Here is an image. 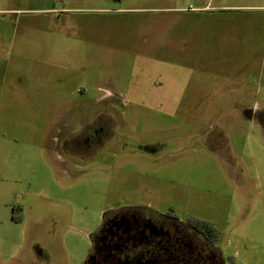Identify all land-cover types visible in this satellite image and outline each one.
Instances as JSON below:
<instances>
[{"label":"rangeland","instance_id":"374dc122","mask_svg":"<svg viewBox=\"0 0 264 264\" xmlns=\"http://www.w3.org/2000/svg\"><path fill=\"white\" fill-rule=\"evenodd\" d=\"M0 39V264H82L132 208L264 264V0H0Z\"/></svg>","mask_w":264,"mask_h":264},{"label":"flooded vegetation","instance_id":"af4514ba","mask_svg":"<svg viewBox=\"0 0 264 264\" xmlns=\"http://www.w3.org/2000/svg\"><path fill=\"white\" fill-rule=\"evenodd\" d=\"M249 114L264 133V106ZM171 212H104L82 264H225L205 226Z\"/></svg>","mask_w":264,"mask_h":264},{"label":"trees","instance_id":"16d2710c","mask_svg":"<svg viewBox=\"0 0 264 264\" xmlns=\"http://www.w3.org/2000/svg\"><path fill=\"white\" fill-rule=\"evenodd\" d=\"M192 222L195 223L196 226H201V227L205 226L206 228L205 230H207V233L211 235L212 239L215 238V230L210 224L204 221H198V220H194V221L192 220Z\"/></svg>","mask_w":264,"mask_h":264},{"label":"crops","instance_id":"0c3cea01","mask_svg":"<svg viewBox=\"0 0 264 264\" xmlns=\"http://www.w3.org/2000/svg\"><path fill=\"white\" fill-rule=\"evenodd\" d=\"M1 47H2V40L0 39V49H1Z\"/></svg>","mask_w":264,"mask_h":264}]
</instances>
